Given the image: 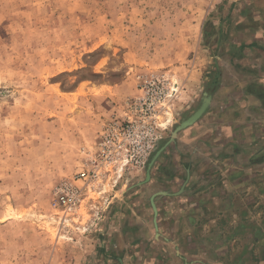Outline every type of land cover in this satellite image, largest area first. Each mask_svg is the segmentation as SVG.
<instances>
[{
	"label": "rangeland",
	"instance_id": "1",
	"mask_svg": "<svg viewBox=\"0 0 264 264\" xmlns=\"http://www.w3.org/2000/svg\"><path fill=\"white\" fill-rule=\"evenodd\" d=\"M258 14L264 0H0V264H118L101 256L115 235H151L128 211L183 91L247 65Z\"/></svg>",
	"mask_w": 264,
	"mask_h": 264
},
{
	"label": "crops",
	"instance_id": "2",
	"mask_svg": "<svg viewBox=\"0 0 264 264\" xmlns=\"http://www.w3.org/2000/svg\"><path fill=\"white\" fill-rule=\"evenodd\" d=\"M260 16H255L252 28L258 32L256 39L249 46L239 43L240 54L249 56L247 65L233 62L215 89L196 86L183 91L186 98L171 123L174 132L164 151L168 153L163 152L153 166L151 185L140 187L147 199L139 198L128 211L137 220L136 227L144 229V223H151V235H131L134 247L119 242L129 240L128 235H115L118 246L101 256L111 253L118 264H264V40L259 35L264 26ZM207 95L204 113L175 132ZM125 188L117 192L123 195Z\"/></svg>",
	"mask_w": 264,
	"mask_h": 264
},
{
	"label": "built area",
	"instance_id": "3",
	"mask_svg": "<svg viewBox=\"0 0 264 264\" xmlns=\"http://www.w3.org/2000/svg\"><path fill=\"white\" fill-rule=\"evenodd\" d=\"M76 199V192L70 187H65L60 192L59 201L66 207V209H73L76 203Z\"/></svg>",
	"mask_w": 264,
	"mask_h": 264
},
{
	"label": "water",
	"instance_id": "4",
	"mask_svg": "<svg viewBox=\"0 0 264 264\" xmlns=\"http://www.w3.org/2000/svg\"><path fill=\"white\" fill-rule=\"evenodd\" d=\"M209 100H210V96L207 95L204 99V102L202 103L201 107L190 117V118H187L185 120H183L181 122L180 125H178V127L176 128L175 132H177L178 130L182 129L183 127L187 126L188 124H191L195 119H197L202 113H204V111L206 110V106L208 105L209 103ZM160 152V151H159ZM157 154H159L158 152L156 153V156ZM155 156V155H154ZM155 156V157H156ZM149 176V174L147 175Z\"/></svg>",
	"mask_w": 264,
	"mask_h": 264
},
{
	"label": "bare ground",
	"instance_id": "5",
	"mask_svg": "<svg viewBox=\"0 0 264 264\" xmlns=\"http://www.w3.org/2000/svg\"><path fill=\"white\" fill-rule=\"evenodd\" d=\"M177 84H176V82H173V84H172V87H171V93L170 94H174L176 91H177ZM166 117V116H165ZM171 119V113L169 112L168 114H167V117H166V121L164 122V125L165 124H167V122L169 121ZM120 170H121V168H119V170L116 172V175L113 177V181L111 182V183H109V184H106L105 186H103V189H104V192L105 191H107V188L109 187L108 185H112L113 186V184L117 181V178H118V175H119V173H120ZM108 182H109V180H108ZM111 186V187H112ZM101 191V190H100ZM102 195V194H101ZM105 195V194H104ZM66 221H68V220H66Z\"/></svg>",
	"mask_w": 264,
	"mask_h": 264
}]
</instances>
